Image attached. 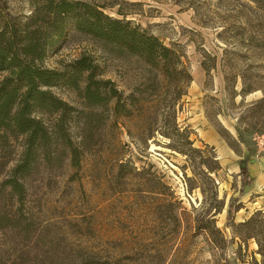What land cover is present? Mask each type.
I'll return each instance as SVG.
<instances>
[{
  "label": "rangeland",
  "instance_id": "1",
  "mask_svg": "<svg viewBox=\"0 0 264 264\" xmlns=\"http://www.w3.org/2000/svg\"><path fill=\"white\" fill-rule=\"evenodd\" d=\"M75 1L139 25L166 47L182 48L192 82L171 110L198 153L181 148L196 161L201 156L220 168L210 173L203 167L209 178L193 174L186 157L169 150L160 136L172 126L171 115L165 114L168 99L155 103L143 89L133 108L141 65L69 28L64 39L53 40L42 66L62 70L83 55L90 57L102 79L122 94L120 113L113 111L114 102L109 105L77 178L71 179L74 171L66 163L56 174L41 169L28 182L27 207L48 234L40 247L49 251L59 243L75 258L113 264H264L253 240L243 244L235 236L238 224L264 213V154L253 142L256 135L264 136V0ZM32 5V0H0V23L45 26L44 13L27 21ZM4 76L0 73V81ZM54 93L83 110L73 92L56 88ZM238 134L254 151L250 174L255 183L239 198L233 223H227V204L240 188L236 164L248 154ZM77 137L75 129L72 138ZM13 151L8 169L19 160L20 142ZM3 250L14 254L18 247L0 233Z\"/></svg>",
  "mask_w": 264,
  "mask_h": 264
},
{
  "label": "trees",
  "instance_id": "2",
  "mask_svg": "<svg viewBox=\"0 0 264 264\" xmlns=\"http://www.w3.org/2000/svg\"><path fill=\"white\" fill-rule=\"evenodd\" d=\"M32 3L27 21L36 20L44 13L48 19L44 20L45 26L0 23V73H5L0 81V233L18 247L14 254L0 251V264H113L91 257L75 258L73 252H66L54 242L49 251H44L40 245L48 234L32 220L27 207V184L41 169L56 174L66 163L74 171L71 179L77 178L82 156L96 146L109 105L114 102L113 111L120 113L122 94L114 89L111 81L102 79L90 57L83 55L62 70L44 68L42 63L53 40L64 39L69 28L104 47H111L120 56L133 57L141 65V83L133 90V108L138 103L136 93H143V89L150 91L155 103L166 97L165 114L171 115L172 126L160 136L168 140L169 150L186 157L193 174L209 178L202 168L212 173L219 170V164L211 166L201 156L196 161L182 150L181 146L187 145L191 153H198L190 148L188 133L175 124L171 110L186 96L192 82L186 56L180 46L166 47L139 25L109 17L98 6L75 0H32ZM202 69L208 77L209 69L204 65ZM56 88L73 92L83 110L61 100L54 93ZM75 129L79 131L77 141L72 138ZM152 138L151 134L144 138L146 147ZM238 140L246 146L248 154L238 161L240 188L238 197L227 204V223H233L234 215L241 209L237 206L239 198L255 182L250 174L254 151L239 134ZM18 142L22 152L8 169L14 143ZM139 142L142 144L143 138ZM235 236L243 244L253 240L257 253L264 257V213L255 212L238 224ZM60 252L64 254L62 258Z\"/></svg>",
  "mask_w": 264,
  "mask_h": 264
},
{
  "label": "built area",
  "instance_id": "3",
  "mask_svg": "<svg viewBox=\"0 0 264 264\" xmlns=\"http://www.w3.org/2000/svg\"><path fill=\"white\" fill-rule=\"evenodd\" d=\"M253 142L255 144V148L258 154H264V136L256 135L253 138Z\"/></svg>",
  "mask_w": 264,
  "mask_h": 264
},
{
  "label": "crops",
  "instance_id": "4",
  "mask_svg": "<svg viewBox=\"0 0 264 264\" xmlns=\"http://www.w3.org/2000/svg\"><path fill=\"white\" fill-rule=\"evenodd\" d=\"M252 159V158H251ZM240 161V160H239ZM251 167V166H250ZM236 168H237V173L239 171V167H238V161H237V164H236ZM255 183V182H254Z\"/></svg>",
  "mask_w": 264,
  "mask_h": 264
}]
</instances>
